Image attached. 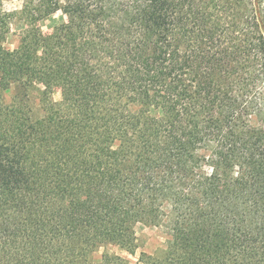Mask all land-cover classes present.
Instances as JSON below:
<instances>
[{"label": "trees", "instance_id": "16d2710c", "mask_svg": "<svg viewBox=\"0 0 264 264\" xmlns=\"http://www.w3.org/2000/svg\"><path fill=\"white\" fill-rule=\"evenodd\" d=\"M20 16L6 49L0 5V90L16 89L0 264L133 255L138 224L170 237L145 264H264V0H27Z\"/></svg>", "mask_w": 264, "mask_h": 264}, {"label": "rangeland", "instance_id": "374dc122", "mask_svg": "<svg viewBox=\"0 0 264 264\" xmlns=\"http://www.w3.org/2000/svg\"><path fill=\"white\" fill-rule=\"evenodd\" d=\"M27 0H0L2 10L11 15L9 22V33L6 35L4 47L9 50L15 49L20 40V36L26 29V25L21 19L20 12ZM66 17L60 12H55L47 19L38 23L40 31L44 35H49L53 32L54 28L64 23ZM16 89H9L2 92L0 90V97L3 102L8 104L11 102L15 95ZM34 96V95H33ZM52 99L56 102L61 100L60 90L55 88L52 90ZM33 107H38V101H33ZM136 234V250L133 255L125 252L117 246L107 245L97 249L91 255V264H101L103 255H116L128 261L130 264L137 263L142 259L139 264L149 262V257H154L159 251L164 249L167 241L170 239L164 227H152L144 224H138L135 228Z\"/></svg>", "mask_w": 264, "mask_h": 264}]
</instances>
